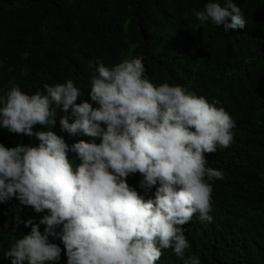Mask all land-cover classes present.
Returning <instances> with one entry per match:
<instances>
[{"label": "clouds", "instance_id": "1", "mask_svg": "<svg viewBox=\"0 0 264 264\" xmlns=\"http://www.w3.org/2000/svg\"><path fill=\"white\" fill-rule=\"evenodd\" d=\"M192 13L201 25L210 21L225 31L247 24L235 0H206ZM188 60L204 70L191 77L233 93L264 94L222 79L225 71L242 75L215 57ZM90 66L91 101L77 102L83 94L72 79L45 83L34 93L13 82L0 94V128L35 137L14 146L0 142V202L15 198L43 213L39 223L24 221L31 231L17 235L21 218L12 209L15 224L5 222L12 239L4 254L12 264H55L63 250L66 264H156L162 250L172 248L182 264H201L198 255L185 253L184 225L194 214L213 220L212 182L225 173L209 165L206 153L234 142L232 113L179 84L153 83L142 56ZM58 109L65 113L63 131L91 139L69 144L54 131ZM137 172L139 189L127 179Z\"/></svg>", "mask_w": 264, "mask_h": 264}, {"label": "trees", "instance_id": "2", "mask_svg": "<svg viewBox=\"0 0 264 264\" xmlns=\"http://www.w3.org/2000/svg\"><path fill=\"white\" fill-rule=\"evenodd\" d=\"M235 2L245 8L250 20L263 21L259 29L263 34L264 0ZM205 3L206 0H0V94L13 82L34 93L43 90L45 83L72 79L83 94L77 102L91 101L81 76L91 77L90 61L103 60L112 65L126 56H142L145 74L153 83L171 80L185 88L197 79L190 73H204L188 60L190 57L211 56L227 49L239 51L236 29L225 31L222 25L210 21L201 25L194 16L192 10L202 9ZM260 34L253 36L255 40L259 41ZM263 51L264 44L248 45V54L264 60ZM64 114L58 109L53 130L71 144L73 135L60 125ZM41 127L34 125L35 129ZM252 132L264 139L263 127ZM34 141L33 136L0 128V142L6 146ZM247 168V182L235 197L241 208L231 212L234 221L229 231L220 235L218 229L203 225L189 240L190 247L185 252H195L192 255H198L201 264H264V186L259 185L260 194L251 199L256 168ZM14 200L7 203L13 205ZM4 207L5 203L0 202V264H12L11 257L4 254L12 239L11 226L5 228L1 218ZM19 227L20 223L17 235ZM51 239L64 249L59 238ZM176 257L174 251L167 253L163 249L156 264L164 260L165 264H182L181 259L178 263L172 259Z\"/></svg>", "mask_w": 264, "mask_h": 264}, {"label": "bare ground", "instance_id": "3", "mask_svg": "<svg viewBox=\"0 0 264 264\" xmlns=\"http://www.w3.org/2000/svg\"><path fill=\"white\" fill-rule=\"evenodd\" d=\"M242 10L247 24L244 28L236 29L239 51L227 49L219 53H213L211 57H215L219 64L227 66L242 75L241 78H233L228 71L224 70L226 76L220 77H223L222 79H225V81L264 91V60L254 57L253 54H248V45L250 43L264 44V33L260 34L259 32L260 24L263 21L250 20L246 15L244 7ZM258 33L261 35V37H257L259 41L253 37L255 34L258 36ZM262 54H264V51ZM81 76L85 80L84 89L89 90L91 86L90 77L82 74ZM167 82L173 84L171 80ZM185 89L197 95H203L210 101H217L218 106H223L228 112H231L232 117L236 121L234 142L226 148H218L216 152L206 153L209 165L222 169L225 177L224 179H216L212 182L213 192L210 214L213 216V220L211 222H202L198 219V214H194L192 220L184 225L186 228L185 234L188 240H190L197 234L195 229L203 225L218 229L220 235L229 231L231 223L234 221V215L231 212L241 208L235 203V197L247 182L246 171L249 165L256 168L254 183L251 185L253 191L251 199H253L255 194H260L258 187L259 185L264 186V178L261 177L264 174V139L252 134V130L258 127L264 128V112L247 111L251 108L264 110V94L241 90L233 93L229 87L218 86L200 79H194ZM73 138L70 137L71 144L79 139H91V137L83 134L73 135ZM69 155L72 157L75 156V153H70ZM127 179L130 184L136 185L139 189V182L142 179L139 172L129 175ZM154 190L155 186L153 187V193ZM140 191L143 190L140 189ZM245 207H248V203ZM12 209H16L21 218L20 234L31 231V225H26L24 221L31 219L34 224L39 223L40 217L43 215V213L36 212L31 206L21 205L16 199L13 205L5 203L3 214L1 215L4 224L6 221L10 222V225L15 224L14 217L16 211H12ZM44 228L45 225L40 224L42 232ZM172 251V248L165 249L167 253H171ZM62 253L63 256L57 262L59 264H66L67 256L65 251H62ZM185 253L186 255L189 253L196 254L191 251H186ZM172 259L178 263L181 258L176 257ZM25 263L28 264L27 261ZM161 264H165V260Z\"/></svg>", "mask_w": 264, "mask_h": 264}]
</instances>
